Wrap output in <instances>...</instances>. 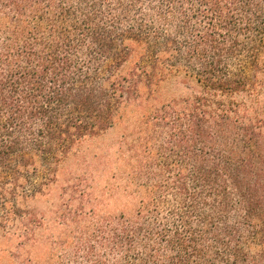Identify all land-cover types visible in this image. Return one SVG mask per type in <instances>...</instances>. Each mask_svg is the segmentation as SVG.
I'll list each match as a JSON object with an SVG mask.
<instances>
[{
	"label": "trees",
	"instance_id": "16d2710c",
	"mask_svg": "<svg viewBox=\"0 0 264 264\" xmlns=\"http://www.w3.org/2000/svg\"><path fill=\"white\" fill-rule=\"evenodd\" d=\"M171 80L137 210L21 264H264V0H0V239L33 237L76 144Z\"/></svg>",
	"mask_w": 264,
	"mask_h": 264
},
{
	"label": "rangeland",
	"instance_id": "374dc122",
	"mask_svg": "<svg viewBox=\"0 0 264 264\" xmlns=\"http://www.w3.org/2000/svg\"><path fill=\"white\" fill-rule=\"evenodd\" d=\"M183 91L181 83L171 80L147 101L148 91L142 88L143 101L123 109L102 134L78 142L60 165L55 183L28 204L41 220L36 234L21 238L13 232L1 238L0 264H21L30 256L39 263L58 258L61 243H88L94 231L118 223L120 213L132 215L143 193L136 183L138 163L145 164L150 156L148 145L142 144L147 137L142 127L147 102H168ZM259 106L264 114V91Z\"/></svg>",
	"mask_w": 264,
	"mask_h": 264
}]
</instances>
